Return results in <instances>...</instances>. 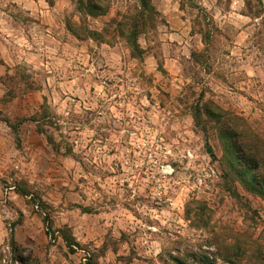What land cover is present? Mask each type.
<instances>
[{
	"label": "rangeland",
	"instance_id": "1",
	"mask_svg": "<svg viewBox=\"0 0 264 264\" xmlns=\"http://www.w3.org/2000/svg\"><path fill=\"white\" fill-rule=\"evenodd\" d=\"M20 1L0 0V100L16 95L0 102V264H264V201L225 178L215 132L193 121V107L212 101L264 140V0L259 17L245 0H194L216 29L201 64L197 12L179 0L153 1L140 61L121 39L72 37L64 22L78 23L77 0H40L37 19ZM107 1L89 29L136 11L137 0ZM200 204L207 223L194 218ZM65 227L73 252L52 234ZM11 233L26 252L12 251Z\"/></svg>",
	"mask_w": 264,
	"mask_h": 264
},
{
	"label": "trees",
	"instance_id": "2",
	"mask_svg": "<svg viewBox=\"0 0 264 264\" xmlns=\"http://www.w3.org/2000/svg\"><path fill=\"white\" fill-rule=\"evenodd\" d=\"M154 0H137L136 11L129 15H123L119 20H114L111 26H106L100 31L91 30L87 26V19H96L105 16L109 10L107 0H77L76 12L78 14V23L66 19L64 26L66 31L78 41L91 40L97 44L107 45L113 47L117 39L125 42L132 58L140 61L143 56V51L139 45V38L145 36L154 30L156 26L157 12L153 6ZM245 0V5L248 11H252V7L256 8L255 16L259 17L262 13L261 0ZM52 5V2L49 3ZM179 6L182 10L188 8L190 11H196L197 24L193 25L198 28V34L201 36L204 44V50L200 54H192L193 59L197 63H202L203 59L208 53L209 46L215 35L216 29L213 27L204 10L194 0H179ZM9 77L6 75L5 77ZM11 82V81H10ZM16 95L9 92L0 100L2 103H7ZM193 121L202 134H208V127L215 132L221 149H222V166L225 172V178L239 181L240 185L254 196L260 197L264 201V140H262L256 132L252 130L245 119L235 115L233 112L226 111L213 103L212 101L203 102L202 99L193 107ZM9 126L7 120H3ZM23 122L38 123L35 116L28 119H20L17 125ZM17 125L12 129L16 130ZM38 134L43 131L40 127L36 129ZM16 136V134H15ZM17 140V137H15ZM51 139L48 138V141ZM14 193L19 197L27 200L28 204H35L38 198L31 193L26 187L18 185L14 188ZM37 211L43 214V224L46 228V233L50 235L51 222L50 215L47 212V205L40 201L37 205ZM88 212V210H86ZM189 211H186V214ZM206 208L200 204L197 211L194 213L196 222L201 223L209 221L206 216ZM22 218V215H20ZM21 223V219H20ZM19 224V223H16ZM16 226L15 224L13 225ZM12 232V231H11ZM60 234V238L64 242L69 251L73 252L74 247H78V243L70 233L69 229L65 227L62 230L54 231L52 234ZM10 247L13 252H26L27 250L21 248L14 241L13 233H11ZM20 263H26L21 257H17ZM176 264H183L181 260L174 259ZM225 262L236 264L234 260L227 256ZM201 264H214L206 257H201ZM84 264H97L94 259H86Z\"/></svg>",
	"mask_w": 264,
	"mask_h": 264
},
{
	"label": "crops",
	"instance_id": "3",
	"mask_svg": "<svg viewBox=\"0 0 264 264\" xmlns=\"http://www.w3.org/2000/svg\"><path fill=\"white\" fill-rule=\"evenodd\" d=\"M14 2H18V1H14ZM40 0H38V1H34V0H21L19 3H17V4H19V5H21V8L23 9V10H25L27 13H28V16L29 17H31V18H39V16H42L43 17V15H44V11L43 10H41L40 8H38V6L37 5H41L40 4ZM34 6V7H32L31 6V4ZM42 3L43 4H45V5H47L46 4V2L45 1H43L42 0ZM53 7H54V4H52V6L50 7V6H48V9H53ZM41 14V15H40ZM20 213H21V215H22V218H23V216L25 217V214H24V211L23 210H20Z\"/></svg>",
	"mask_w": 264,
	"mask_h": 264
},
{
	"label": "built area",
	"instance_id": "4",
	"mask_svg": "<svg viewBox=\"0 0 264 264\" xmlns=\"http://www.w3.org/2000/svg\"><path fill=\"white\" fill-rule=\"evenodd\" d=\"M85 261H86V259L84 258V259L82 260V264H84V263H85Z\"/></svg>",
	"mask_w": 264,
	"mask_h": 264
}]
</instances>
